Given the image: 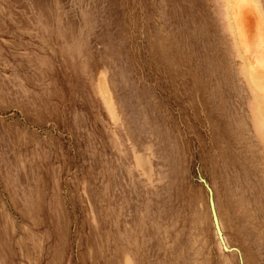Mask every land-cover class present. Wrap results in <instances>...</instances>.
Wrapping results in <instances>:
<instances>
[{
    "label": "rangeland",
    "instance_id": "374dc122",
    "mask_svg": "<svg viewBox=\"0 0 264 264\" xmlns=\"http://www.w3.org/2000/svg\"><path fill=\"white\" fill-rule=\"evenodd\" d=\"M0 264H264V0H0Z\"/></svg>",
    "mask_w": 264,
    "mask_h": 264
},
{
    "label": "bare ground",
    "instance_id": "6f19581e",
    "mask_svg": "<svg viewBox=\"0 0 264 264\" xmlns=\"http://www.w3.org/2000/svg\"><path fill=\"white\" fill-rule=\"evenodd\" d=\"M211 207H212V205H211ZM214 209H215V204H214ZM213 216H215L214 217V220H215V224L217 226L218 233H219L220 236H222V232H221V228H220V225H219V219L217 217L216 209H215V212H213ZM221 241H222L223 244H225V241H224V238L223 237H221Z\"/></svg>",
    "mask_w": 264,
    "mask_h": 264
},
{
    "label": "water",
    "instance_id": "95a60500",
    "mask_svg": "<svg viewBox=\"0 0 264 264\" xmlns=\"http://www.w3.org/2000/svg\"><path fill=\"white\" fill-rule=\"evenodd\" d=\"M209 191H210V193H211V189L209 188ZM211 205H212V211L213 212H215V209H214V203H213V200L211 199ZM215 217V216H214ZM224 245V248L225 249H228V247L225 245V244H223Z\"/></svg>",
    "mask_w": 264,
    "mask_h": 264
}]
</instances>
